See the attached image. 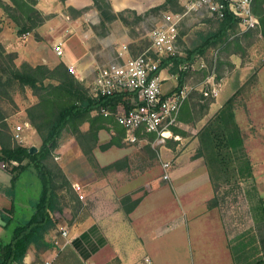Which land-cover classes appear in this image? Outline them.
Listing matches in <instances>:
<instances>
[{
    "label": "crops",
    "instance_id": "obj_1",
    "mask_svg": "<svg viewBox=\"0 0 264 264\" xmlns=\"http://www.w3.org/2000/svg\"><path fill=\"white\" fill-rule=\"evenodd\" d=\"M37 1V9L47 19L32 33L24 35L20 44L22 51L15 52L19 53L22 61L34 66L54 68L61 63L67 67L72 66L76 78L86 87L93 84L99 69L116 59L133 58V51H139L140 42L144 38L150 39L151 31H146L141 38H134L132 27L121 20L108 24L104 33L100 28V13L94 7L93 0ZM165 1L108 0L115 13L131 11L143 18ZM78 12L83 13L79 16ZM148 21L150 18L142 22L143 28ZM136 31H140V26ZM5 32L6 30L3 33ZM1 42L4 41L1 39ZM58 42L63 43L62 57L55 53L54 47ZM171 68L172 65L161 70L163 92L166 95L172 93H166L169 88L179 86V75L172 74ZM256 79L257 82L251 88L235 83L226 98L222 97V89L217 98H205L206 103L207 100L212 101L203 116L196 118L201 119L197 123L191 122L190 119L193 118L190 116L186 117L187 122H180V129L186 136L177 135L181 138L180 141H168L167 145L159 149L162 162H170L172 165L170 181L162 179V165V182H158L156 177H148L149 171H140L132 159L136 156V149L133 147H112L106 151L94 152L95 163L101 170L116 162L129 160L128 166L122 165L115 173L107 171L106 178L98 179L96 168L92 167L78 143L61 145L56 153L62 162L59 165L72 184L77 195L74 203L78 204L76 212L69 213L68 218L69 250L82 264H137L144 257H150L154 264H236L231 241L240 232L238 233L236 226L227 228L218 208L209 209V203L216 193L205 160L196 157L199 149L197 135L223 105L237 94L236 121L252 164L257 194L264 201V66ZM186 80L187 76L184 85ZM239 107L243 109L244 123L239 118ZM25 126L24 134L35 138L37 132L30 125ZM84 126L85 131L89 130L88 124ZM107 132L102 130L99 134L102 145L108 144L112 139L113 134L103 136ZM114 149L121 151L122 157L112 163H101L102 155ZM1 174L2 171L0 176ZM4 176V181H0L7 185L8 175ZM161 183L164 185H160ZM76 184L83 188L81 194L84 204L77 200L79 196L74 189ZM139 190H144L146 194L137 198L134 194ZM154 193H158L159 199L155 205L150 201ZM128 195L141 199V202L127 215L122 210L120 201ZM2 205L5 203L0 199V209ZM66 228L67 226L59 223L57 230L53 232L60 233L66 231ZM51 238V235L48 236V241ZM62 255L53 264H62L59 261L63 259ZM27 262L28 259L24 264Z\"/></svg>",
    "mask_w": 264,
    "mask_h": 264
},
{
    "label": "trees",
    "instance_id": "obj_2",
    "mask_svg": "<svg viewBox=\"0 0 264 264\" xmlns=\"http://www.w3.org/2000/svg\"><path fill=\"white\" fill-rule=\"evenodd\" d=\"M180 1L166 0L163 5L149 11L146 17L158 11L163 12L170 5L179 4ZM93 2L100 13V28L104 33L107 25L117 20L129 26L128 20L124 17L127 13L133 14L139 22L144 20L131 11L115 13L107 0ZM37 4V0H0V9L18 27V34L23 36L42 26L47 19L37 9ZM263 6L264 0H254L253 12L258 13L264 34ZM82 13L78 12V15L81 16ZM220 24V29L211 33L186 59L173 57L160 61V70L172 65L171 73L179 75V88L184 86L187 76L188 69L185 66L192 63L194 56L205 55L212 46L229 44L231 35L237 32L240 26L239 20L230 12ZM2 31L0 20V35ZM249 34L251 33L247 35ZM236 44L240 45L239 42ZM16 59L17 54L7 53L0 40V105L2 99L10 97L14 85L23 90L30 89L38 101L27 109V116L29 123L40 136L42 146L37 153L32 154L31 148L15 144L13 135L6 132L9 131V125L0 110V162L17 163L14 170L21 171L11 180V195L14 201L10 213L15 214L17 210L15 188L22 177V171H28L26 167L22 168L26 161L33 163L41 182V191L37 198L30 200L33 211L30 218H17L5 210L0 213L6 224L15 222L10 240L0 238V264H23L31 247L39 251L40 255L55 248L47 239L50 231L57 230L53 215L62 211L58 204L59 196L55 182L61 178L65 186L72 188L64 175L55 174V170L50 169V161L60 149L64 133L69 132L75 137L84 155L93 163L97 148L106 151L112 147L126 146L124 143L126 130L114 117H106L102 111L109 110L115 113L122 107L131 111L140 105L136 93L124 92L110 97H93L88 87L71 74L64 63L54 68L45 65L33 67L29 63H24L18 68L15 64ZM236 99L237 94L230 98L199 131L197 135L199 149L196 157L205 160L216 193L209 203V209L218 208L222 212L227 228L236 226L238 233L240 232L231 241V251L236 264H264V201L257 194L252 164L244 146L242 131L236 121ZM211 101L199 106V110H193L186 102L180 114V122H187L186 117L189 116L193 118L190 119L191 122L200 121L201 119L196 118L203 116ZM85 124L89 125L87 132L81 129ZM102 130L114 133L108 144L100 146L99 134ZM174 133L186 136L180 128H174ZM147 138L153 142L156 136L147 135ZM125 161L116 162L102 171H118ZM140 202L141 199H133V195H128L120 201L122 210L127 215L131 214ZM68 251L71 252L69 246L61 251L58 258ZM75 258L74 262L82 264L76 255Z\"/></svg>",
    "mask_w": 264,
    "mask_h": 264
},
{
    "label": "rangeland",
    "instance_id": "obj_3",
    "mask_svg": "<svg viewBox=\"0 0 264 264\" xmlns=\"http://www.w3.org/2000/svg\"><path fill=\"white\" fill-rule=\"evenodd\" d=\"M184 3L185 0L183 2L180 1L179 4L170 5L169 8L163 12L158 11L147 17L145 16L142 22H144L146 18L147 19L150 18V21L146 22L144 28L142 27L143 25H141L142 22L137 21L136 17L133 14L127 13L124 17L128 20V25L132 27V31L134 32L132 36L134 38L137 37L141 38L142 35L146 34V31L153 30L157 26V24L161 22L162 20L161 18L164 13H169V12L183 13ZM254 16L258 22L257 27L254 30H250L246 32L245 29L240 25L237 32L231 35L229 44L226 45L219 44L216 46H212L207 50L205 55L197 54L191 60L192 63L189 66H193L194 68L188 69L187 80L185 85L193 88L194 90L188 100V103H190L193 110L194 109L199 110V106L206 103V101L204 102V99L202 97L203 95L201 93V90L206 86L204 82L206 81L207 77L210 75H214L218 87L220 88V90L222 89L223 95L222 94L221 95L222 97L225 98H226V94H228L229 89L232 88L235 83H239V86L243 85L242 87L245 86L251 88L257 82L256 76H258L259 71L264 66V34L262 32V25L260 23V18L258 16V13L254 12ZM0 20L3 27V31L0 35V40L2 39L4 41L3 43L2 42L1 43L3 44L7 53L17 54V59L15 61V64L18 68H20L24 63H28L22 61L19 56V53L15 52L20 50L22 51L21 48L22 46L20 44L22 43V38L24 37V35L20 36L18 34V27L4 15L1 9H0ZM220 22L221 21L217 19L209 18L207 16L193 15L192 17L187 18L182 24L180 30L179 44H180V50L182 56H178V57L186 59L189 56V53H191L199 46H201L205 41V39L211 33L217 32L220 29L221 26ZM139 26H140V31L137 32L136 28ZM4 30H6L5 34L3 33ZM248 33L251 34L247 35ZM238 42L240 44L239 46H237L236 44ZM150 46H151V40L149 38H144V40L140 42V44L138 45L139 51L137 52L133 51L134 52L133 58L142 55L147 49H149ZM203 62L205 63L206 68L201 69L200 66ZM32 66L35 67L34 65ZM177 83H179V80H177ZM92 87L93 84H91L88 87V89L90 90V94ZM174 89L175 88L171 87L166 93L171 92ZM37 101H38L37 98L33 95L30 89L25 88L23 90L18 85H14L11 88L10 97L2 99V104L0 105L2 116L4 117L6 123H8L9 125V131H6L7 133L13 135L14 137L16 128L18 126L23 127L28 124L30 125V127H32L28 120L27 109L32 105L36 104ZM208 101L210 100H207V102ZM120 109L124 110L125 108L122 107ZM238 113H239V118L242 121L244 119L243 109L239 107ZM242 122L244 123V120ZM32 129L35 130L33 127ZM81 129L83 132L88 131V130L85 131V126H83ZM107 133L103 134V136L104 137L107 135L112 136L114 131L113 132L108 131ZM132 135L137 137V141L135 142L131 141ZM155 140L156 139H154L153 142H150L147 138V134H142L140 132L129 133L126 131V138L124 139V143L126 147L128 148L133 147L136 149L135 150L136 156H134L132 159L135 160L140 171L147 170L149 171V174H147L148 177L150 176L156 177L155 179L158 182L159 181L162 182L161 181L162 171L160 169V166L163 165L161 163H165V162H162L161 159L162 156L159 154V149L161 148V146H165V145L156 144ZM101 141L102 138L99 140L100 145H102ZM13 142L23 147L36 148L38 151L41 149L42 146V140L38 135V133L35 136V138H32L31 136L28 137L27 134H24V141L17 142L15 140ZM69 142H71L73 145L78 143V141L75 139L74 136H72L71 133L66 132V134L63 135L61 145H64L65 143H69ZM78 147L81 149L79 144ZM96 151L99 152L102 150L97 148L95 152ZM121 157H122V152L119 151L118 149H114L106 154H103L102 158H100V162L112 163L119 160ZM56 158H58L57 154H55V158L50 161L51 164L49 163L51 167L50 165L48 166L50 167V169L55 170L54 171L55 174L61 173L62 175H64L66 180L71 184L68 177L65 175L63 169L59 165V163L62 164V162L60 160H57ZM90 164L92 165V167L96 168L95 174L98 179L106 178L107 172H104L101 169H99L95 161L93 163L90 162ZM17 165H18L17 163L0 162V171H2L3 173L1 174L2 176H0V179L4 181L5 179L4 175H8V179H9L7 185L5 182L3 183L0 181V199H3L5 203L4 205L5 207L3 205L1 206L2 209H0V213L3 210H5L8 211L11 216L14 215V217L17 218L19 217L30 218L33 214L30 205V200L38 197L39 192L41 191V182L40 179L38 178L33 163L31 161H26L22 166V168L24 169L26 167L28 171L25 172L22 171V177L17 187L15 188V195L17 197L15 204L17 210L15 214L10 213L14 201L13 195H11L12 194L11 180L14 176L18 175L21 172L19 170L17 171L14 170V168L17 167ZM122 165L128 166L129 160L122 162ZM111 172L115 173V171H111ZM55 183H56V192L58 193L59 196L58 204L60 206L59 205L58 206L61 208L62 211L59 214L58 212L55 213L53 217L57 225L60 223L67 226L66 231H68L70 226V221L68 219L69 213L74 214L76 212V209L78 208V204L74 203V200L77 197V195L75 194L73 187L70 189L69 187L64 185V182L61 178H58ZM167 184L170 183L167 182ZM160 185H164V184L161 183ZM145 194L146 193L144 190H139L134 194V196L139 198L144 196ZM152 197L153 198H151L150 201L154 202L155 205L159 201L158 193H154ZM77 200L81 204L82 203L84 204V200H81L79 197ZM0 227L2 228V231L0 228V231L2 233V238L5 241H9L15 227V222L12 221L10 224H6L2 220L0 214ZM62 233L63 231L60 233L57 232L54 233L50 231L48 236L50 235L52 236L50 241L51 243H53L55 248H53L51 251L45 254L41 253L40 255V253H38L39 251H36L35 248L31 247L26 256V259H28L29 262L25 264H45L46 260L53 256H56L55 261H57L61 252L59 251L60 248L54 241V237L58 236L57 241L59 242V245H63L65 243V240L61 238ZM127 245L128 244L126 243V246ZM62 258H63L62 260L59 259L60 263L62 261V264H78L77 262H74V260L76 259L75 255L69 251L64 253L62 255Z\"/></svg>",
    "mask_w": 264,
    "mask_h": 264
},
{
    "label": "built area",
    "instance_id": "obj_4",
    "mask_svg": "<svg viewBox=\"0 0 264 264\" xmlns=\"http://www.w3.org/2000/svg\"><path fill=\"white\" fill-rule=\"evenodd\" d=\"M253 2L254 0H188L184 4L183 13H164L161 22L150 32L149 49L136 58L116 60L99 69L91 90V95L95 98L110 97L124 92L136 93L140 105L131 111L119 108L115 113L109 110H103L102 113L106 117H114L115 121L129 133L155 135L156 144L166 145L168 141H180L181 138L174 133V128L181 126L182 108L194 90L184 85L181 88L176 87V91L170 95L164 94L160 61L182 56L179 44L181 26L193 15L223 21L230 12L239 20L246 32L254 30L258 22L254 16ZM54 49L58 57L64 55L62 42H58ZM189 68L194 67L186 66V69ZM200 68H206L204 62ZM68 70L75 75L74 67L70 66ZM204 84L206 86L201 90L202 95L205 98H217L220 88L214 75L208 76ZM24 127L26 126L16 128L14 139L17 142L24 141ZM131 141H137V137L132 135ZM162 167L164 171L162 179L170 181L171 163H163ZM74 189L83 200L81 194L83 188L76 184ZM57 237H54V241L61 252L69 246V235L67 231H63L61 236L65 240L63 245H59ZM55 259L56 256L50 257L45 264H53ZM137 264L154 262L150 257H144Z\"/></svg>",
    "mask_w": 264,
    "mask_h": 264
},
{
    "label": "water",
    "instance_id": "obj_5",
    "mask_svg": "<svg viewBox=\"0 0 264 264\" xmlns=\"http://www.w3.org/2000/svg\"><path fill=\"white\" fill-rule=\"evenodd\" d=\"M38 152V150L36 149V148H31V153L32 154H35V153H37Z\"/></svg>",
    "mask_w": 264,
    "mask_h": 264
}]
</instances>
